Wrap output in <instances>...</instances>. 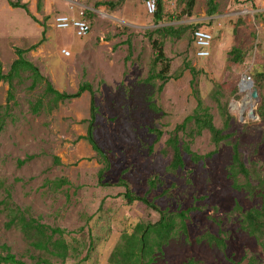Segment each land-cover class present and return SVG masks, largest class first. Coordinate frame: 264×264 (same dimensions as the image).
I'll return each instance as SVG.
<instances>
[{"label":"rangeland","instance_id":"374dc122","mask_svg":"<svg viewBox=\"0 0 264 264\" xmlns=\"http://www.w3.org/2000/svg\"><path fill=\"white\" fill-rule=\"evenodd\" d=\"M118 1L21 0L36 23L22 9L11 7L10 2L17 0H0L3 73L17 59L16 49L36 45L46 30V42L26 58L59 92L74 93L84 82L92 85L97 107L94 136L109 161L106 170L103 159L85 140H79L87 133L90 94L61 103L52 113L45 107L34 115L30 105L44 95V86L29 91L30 80H16L17 104H12V115L0 132V202L10 194L17 207L28 209L45 225L65 231L71 255L63 262L34 250L18 228L6 229L3 206L0 247L8 246L26 264H35L37 258L45 260L43 264H112V254L124 234H132L137 224L156 223L160 218L141 202L129 205L122 197L128 188L160 211L180 213L194 208L187 220L188 238L180 233L174 236L155 255L153 264H186L190 259L202 264H250L251 258L264 264V251L242 230L241 215H232L237 204L243 212L261 205L260 199H251L232 187V146L223 143L216 148L210 133L204 131L191 144V151L202 160L194 163L184 153V168L175 173L168 169L170 157L163 155L170 134L193 115L200 99L210 109L214 125L239 142L244 162L248 166L255 163L264 176L260 99L251 98L256 120L249 118L250 109L240 114L241 108L235 107L245 99L240 91L243 80L254 83L252 79L264 72V0H217V18L208 16V0H196L191 16L186 15V2L165 0L166 16L159 25L148 14L146 0H123L114 10L98 6ZM60 15L83 16L92 27L90 35L79 38L74 29H56L54 18ZM192 24L198 29L216 28L217 50L209 60L198 59L193 30L181 39L164 40V52L171 61L170 81L159 92L161 81L147 82L155 52L146 34L160 27ZM154 40L162 41L158 36ZM233 48L245 53L243 62L229 63ZM63 50L71 55L65 56ZM8 90V83L0 81V106L6 104ZM44 101L47 105L49 98ZM225 113L231 116L228 128ZM151 129L162 131V138L158 140ZM156 177L162 185L150 190L149 180ZM59 179L70 185L57 191L48 184ZM206 233L225 237L226 250L195 242Z\"/></svg>","mask_w":264,"mask_h":264},{"label":"trees","instance_id":"16d2710c","mask_svg":"<svg viewBox=\"0 0 264 264\" xmlns=\"http://www.w3.org/2000/svg\"><path fill=\"white\" fill-rule=\"evenodd\" d=\"M187 3L188 13L186 15L191 16V12L194 9L196 0H182ZM217 0H208V16L213 17L218 10ZM236 3H241L240 0H235ZM123 3V0L118 2H107L98 4V6H105L112 10L116 9ZM10 5L14 9H22L25 13L37 23V20L30 14L28 5L22 4L21 0L17 2H10ZM165 14V0H157V11L153 16V20L156 25H159L164 21ZM44 26V24H43ZM198 26L189 25L186 27L174 28L172 26L160 27L154 31L147 32L146 36L152 42V47L155 52V58L153 61V73L148 77L147 82L152 83L155 80H159L162 84L159 87V92H162L164 87L170 81V69L171 61L164 52V40L167 38L181 39L183 34L189 30H193L192 40L194 32L200 30ZM195 28V29H194ZM46 30L43 31V38L36 45L28 49H16L17 59L12 63L10 70L7 74L2 71V65L0 64V81L8 83L9 90L7 101L5 105L0 106V132L4 131L8 119L11 117L12 104L16 102V86L14 82L22 83L28 79L31 81L28 87L29 91H34L38 86H44V95L36 102L31 103L30 110L34 115H39L45 107H48L47 111L52 113L59 104L71 102L80 99L85 93L90 94V118L85 121L87 123V133L85 137H80L79 140H85L91 147L97 156L103 159L105 169L109 168V161L105 153L98 146L94 136V123L97 113V107L95 103V92L92 85L84 82L78 90L74 93L59 92L54 88L52 83L44 77L39 68L30 62L26 55L38 49L46 42ZM158 36L159 40H154V37ZM194 44V41H193ZM195 50V48H194ZM245 53L238 48H233L229 52V63L239 64L244 61ZM160 68H158V67ZM159 69V71H158ZM194 76H197L198 72L195 69L189 68ZM254 81L255 89L262 93L259 96L260 105L258 107V114L264 116V72L259 73L252 79ZM49 98V102L46 105L44 99ZM152 110L160 113L161 110L156 106H151ZM226 128L229 127V121L231 116L226 114ZM204 131H208L211 135L212 142L219 148L223 143L230 144L233 149L232 164L229 167V178L232 180V187L237 191H244L251 199H260L261 205L259 208H253L247 212H243V209L237 204L232 212V215L238 213L241 215L242 224L241 228L250 237H253L258 245L264 251V176L255 163L247 165L240 151L239 142L233 141L232 134H225L224 130L218 129L214 125L213 116L210 113L208 107H203V102L198 99V106L193 115L187 117L184 122L177 125L173 132L170 134L169 139L166 141L163 155L170 157V165L168 167L169 172L175 173L179 169L184 168V153L191 156L194 163H198L202 158L197 156L191 151V144L194 140L203 134ZM150 133L155 134L157 139L160 140L163 136V132L158 129H151ZM182 135L189 138L190 141H184ZM48 184L55 187V189L61 190L65 186H69L70 183L66 179H59ZM122 184L127 188L125 182ZM159 185H162V181L156 177L149 180L150 190H155ZM124 200L133 205L135 202H141L148 208L159 213L160 218L156 223L137 224L132 234H124L121 238V243L117 246L115 252L112 254V264H153L155 262V255L161 254L165 246H167L171 239L180 234L188 236L187 220H189V214L194 211V208L182 211L180 213H170L169 211H160L154 204L149 203L146 198H141L132 194L127 188L126 192L122 196ZM0 206L4 207L7 214L8 222L5 225L7 230L13 227L18 228L30 246L41 253L48 254L63 262L70 257L71 247L64 238L65 231L59 228H51L41 222L40 219L34 218L28 209L23 210L17 207L11 200L10 194L7 199L0 202ZM188 238V237H187ZM197 244L207 242L210 246L216 247L220 251H225L227 248L226 238L218 237L210 233H206L195 239ZM0 264H26L23 261L17 260L16 256L11 254V249L3 245L0 247ZM4 252L6 253L4 255ZM46 263L42 258H37L35 264ZM186 264H202L194 259H190ZM250 264H257L255 258L250 259Z\"/></svg>","mask_w":264,"mask_h":264},{"label":"built area","instance_id":"2783aa9c","mask_svg":"<svg viewBox=\"0 0 264 264\" xmlns=\"http://www.w3.org/2000/svg\"><path fill=\"white\" fill-rule=\"evenodd\" d=\"M146 10L148 14L154 15L157 10V0H146ZM54 25L58 30L74 29L79 38L90 35L92 28L85 19H73L68 16L60 15L54 18ZM214 36L208 31L198 30L194 33V43L196 47V56L198 59H208L211 57ZM69 57L71 54L67 50L62 52Z\"/></svg>","mask_w":264,"mask_h":264},{"label":"bare ground","instance_id":"6f19581e","mask_svg":"<svg viewBox=\"0 0 264 264\" xmlns=\"http://www.w3.org/2000/svg\"><path fill=\"white\" fill-rule=\"evenodd\" d=\"M152 16H154V15H152ZM80 18H83V16H81ZM80 18H78V19H80ZM200 30H203V29H200ZM204 31H206V30H204ZM193 41H194V37H193ZM194 46H195V43H194ZM195 52H196V47H195ZM200 60H203V59H200ZM253 86H254V84H253ZM252 88H253L252 87V81L250 79L248 81L247 80H244L243 83L240 86L241 93L243 95H245V99H244L243 103L242 104H239V105H235L236 108H238V107L241 108V112L242 113L240 112V114H243V112L246 111L247 109H250V111H251L254 108V106H253L254 104H253V101L251 99ZM249 118H250V116H249Z\"/></svg>","mask_w":264,"mask_h":264},{"label":"water","instance_id":"95a60500","mask_svg":"<svg viewBox=\"0 0 264 264\" xmlns=\"http://www.w3.org/2000/svg\"><path fill=\"white\" fill-rule=\"evenodd\" d=\"M252 87H253V83H252ZM251 98L254 100H257V101L259 100V94H258V91L256 89H254L253 92L251 93ZM250 118H252L253 120H256L254 108L250 111ZM243 119H244V117L242 116V120Z\"/></svg>","mask_w":264,"mask_h":264},{"label":"crops","instance_id":"0c3cea01","mask_svg":"<svg viewBox=\"0 0 264 264\" xmlns=\"http://www.w3.org/2000/svg\"><path fill=\"white\" fill-rule=\"evenodd\" d=\"M216 15H217V13H216ZM216 15L213 16V17H216V18H217L218 16H216ZM213 17H212V18H213ZM202 29H204V30H208V31L212 32V34L214 35V43H213V49H212V54H213L214 50H217V47H216V41H215V40H216V37H217V36H216V33H215V32H216V28H212V29H211V28L204 27V28H202ZM211 57H212V56H211ZM208 60H209V59H208Z\"/></svg>","mask_w":264,"mask_h":264}]
</instances>
